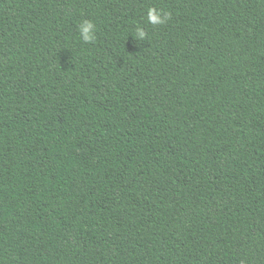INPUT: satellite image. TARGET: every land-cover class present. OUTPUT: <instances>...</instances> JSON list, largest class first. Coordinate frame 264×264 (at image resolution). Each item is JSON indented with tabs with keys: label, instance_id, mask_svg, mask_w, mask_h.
<instances>
[{
	"label": "trees",
	"instance_id": "obj_1",
	"mask_svg": "<svg viewBox=\"0 0 264 264\" xmlns=\"http://www.w3.org/2000/svg\"><path fill=\"white\" fill-rule=\"evenodd\" d=\"M0 264H264V0H0Z\"/></svg>",
	"mask_w": 264,
	"mask_h": 264
},
{
	"label": "clouds",
	"instance_id": "obj_2",
	"mask_svg": "<svg viewBox=\"0 0 264 264\" xmlns=\"http://www.w3.org/2000/svg\"><path fill=\"white\" fill-rule=\"evenodd\" d=\"M148 20L152 24H162L165 22V15L157 9H149ZM80 36L85 43H91L95 39V25L88 20L82 22L79 26ZM146 32L143 28H138L133 36L136 40H144Z\"/></svg>",
	"mask_w": 264,
	"mask_h": 264
}]
</instances>
